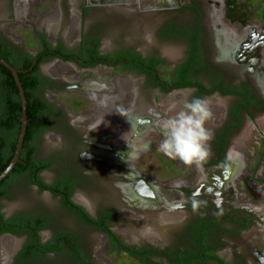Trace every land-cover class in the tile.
Wrapping results in <instances>:
<instances>
[{
  "label": "flooded vegetation",
  "instance_id": "1",
  "mask_svg": "<svg viewBox=\"0 0 264 264\" xmlns=\"http://www.w3.org/2000/svg\"><path fill=\"white\" fill-rule=\"evenodd\" d=\"M30 1L33 0H23L25 4L17 9L12 0H0V58L5 54L16 63L31 58L32 65L36 62L33 69L38 67L36 74L41 83L35 94L48 103L44 118L50 128L39 136L36 159L51 163L40 176L47 184L71 189L72 201L82 206L91 218L107 221L111 234L64 208L60 196L28 181L40 195L55 198L72 224L43 213L8 216L2 207L3 221L20 219L27 224L33 221L47 224L38 232L39 241L35 244L32 227H28L30 231L23 227L25 232L20 236L0 233V239L20 240L12 264H112L102 257L104 248L92 246L90 232L92 236L111 240L117 254H125L143 264H151L153 258L161 261L154 264H180L177 258L183 264L188 260L195 264H252V260L264 264V245L254 251L236 247L237 241H242L257 227L264 228V200L255 199L248 189L259 185L264 191V143L257 144L261 158L251 178L245 176L249 169L245 152L237 150L250 125L264 117L263 43L256 37L253 39L247 30L238 37L221 32L213 0H57L56 11L44 16L38 10L45 0L36 3L39 5L36 10ZM18 11L26 15L24 26L34 35V49L26 46L24 37L11 32L13 26L21 23ZM241 45L251 49L237 50ZM166 47L182 50L177 54L164 51ZM253 65L259 71L257 74L250 70ZM122 79L130 81L126 88L128 100L127 96L123 98L127 93L119 85ZM135 81L140 83L136 92ZM188 82L193 84L186 85ZM71 89L95 92L96 96L101 93L100 102L88 107L83 115H77L58 98ZM236 89H247L254 102L251 107H240L243 99L230 93ZM177 93L188 94L189 100L217 96L231 102L227 107H220V116L212 111L213 119L208 127L213 138L208 160L197 167L178 159L181 170L188 174L163 184L141 168L140 160L151 154V147L141 151L138 158L128 160L131 150L128 143L139 146L150 142L153 146L162 140L160 122L181 110L186 100L174 107H157L153 97ZM135 94L148 97L147 104L141 105ZM84 122L86 127H82ZM123 132L127 133L126 137L121 135ZM47 140L53 149L49 155L41 156V142ZM229 156L232 161L225 170ZM103 171L111 179L113 191L135 210L138 224L135 226L145 228L152 213H180L183 219L180 227L163 232L173 242L162 247L129 245L118 233L121 216L114 206L105 202L92 212L76 201L83 187L103 190L104 184L99 180V177L104 179ZM240 189L246 193L241 195ZM197 193L196 198L204 203L193 211L191 200ZM76 224L84 228V238L75 228ZM120 243L131 250L123 249ZM36 244L39 247L58 245L62 251L38 255L33 248ZM227 251L231 252L228 256ZM28 252L32 253L29 257Z\"/></svg>",
  "mask_w": 264,
  "mask_h": 264
},
{
  "label": "rangeland",
  "instance_id": "2",
  "mask_svg": "<svg viewBox=\"0 0 264 264\" xmlns=\"http://www.w3.org/2000/svg\"><path fill=\"white\" fill-rule=\"evenodd\" d=\"M12 1L15 2L17 9L23 7V0ZM205 1L208 2L209 0ZM38 2L40 3V0H33L29 2L30 5H32V3L35 5H33V10H36V7H39V5L36 4ZM211 3H213V6L217 8L214 13L216 22L220 25L221 32L225 31L226 34H234L238 37L241 36L245 30L249 31V34L253 37V39L258 38V42L263 43L261 51H263L262 56L264 57V0H213ZM57 4V0H45L43 5L40 6V9L38 10L40 16L48 15L49 13L56 11L58 8ZM77 8L79 9V7ZM23 17H26L25 13L18 11L17 18L21 23H17L15 26H13L11 32L17 37H24L26 40V46L29 49H34L33 47L36 43L34 35L29 30V28L26 29L24 26L27 24V22L23 21ZM108 23L111 22L108 21ZM222 41H224L223 36H221V42ZM222 44L224 45V43ZM163 50L168 52L172 50L178 54L182 48L166 47L163 48ZM129 82L130 81L127 79H122L119 80V85L123 87V90L126 91ZM139 85L140 83L135 81V92ZM126 93L127 95H125L123 98H126L127 96L126 99L128 100L129 94L127 91ZM96 95L97 94H95V92L93 94V92L90 93L80 89H71L70 92L60 95L58 98L63 103H66L69 106L68 108L71 109L73 113H77V115H83L84 111H86L88 107H95L94 104H99L100 97L99 95ZM136 97L138 96L135 94V98ZM138 98L139 99L137 101L141 105L147 104L149 100L148 97H143V95H140ZM184 99L189 100L188 94L185 95L184 93H177L172 96H165L162 98L153 97L154 103L159 105L157 107H174L175 104H180ZM208 100L210 101V106L213 107L212 111L216 112L219 116L221 115L220 107H227V105L231 102L228 99L217 96L208 98ZM82 125V127H86L87 124L84 122ZM121 135L126 137L127 133L123 132ZM243 138L244 139L241 140L237 150L245 152L244 155L249 166L248 172L245 174V176L251 178L254 176V174L252 175V170L261 158V149L257 144L260 142L264 143V117L259 118L258 122L255 124H251L248 131L244 133ZM160 142L161 141H159V143ZM159 143L153 144L150 150L151 154L143 157L140 160L142 163L141 168L144 170V172L156 178L158 180L157 182L163 184H168V181L170 180H179L186 176L185 174L187 172L185 173L181 170L180 166L178 165L180 164L178 159L171 160L168 158V156L158 150ZM52 149L53 146L51 141L47 140L41 142V156L49 155ZM262 160L264 161V159ZM262 167H264V163L262 164ZM97 171L100 172V167ZM103 174L104 179L103 177H99L101 183L104 184L103 190L95 191L87 190V188L84 187L81 188L76 195V201L78 203L84 204L88 211L92 212H94L97 207L99 208V206H103L105 202L106 204H111L114 206L116 210L119 211L121 216V224L118 229V233L129 245L140 246L147 244L151 246L162 247L173 242V240H170L169 234H164L163 232L165 230V232L169 233L171 230H175L180 227V224L183 221L180 213L176 214V212L170 213L166 211H160L157 214L152 213L151 220L145 228H141V225L135 226V210L129 208L124 203L125 199L118 196L113 191L109 184L111 179L107 176L105 171H103ZM47 179L49 180L50 178L47 177ZM240 182H243V180L240 179ZM244 185L245 184H243V186ZM248 189L255 199L264 200V191L261 190L262 187L259 185H251L248 186ZM164 190V193H168ZM239 193L243 195L246 193V190L244 191L240 189ZM255 199L254 201H260ZM2 207L4 213L8 216H32L43 213L45 215L53 216V218L60 217V219H62V221L64 220L66 224H72V219H70L67 214L61 210L58 201L48 194L40 195L36 190L29 186L28 180L25 177L18 181L14 180L11 182V185H9L8 188V196L3 200ZM262 207L264 209V204ZM65 222H63V224ZM136 225L138 224L136 223ZM75 228H77L79 232L84 235L83 238L86 236V234H84L85 231L83 227H80L78 224H76ZM145 229H147V231H144ZM142 231H144L143 235L141 234ZM89 237H91V244L94 248L101 247L105 249L102 251V257L106 258L112 264H143L136 260L134 262V260L125 254H117L116 245L111 240L100 238L96 235L92 236L91 232L89 233ZM237 242V249L246 247L248 249L247 251H250V249L255 250L259 248L260 246L264 245V228L257 227L252 234L246 235L242 241ZM20 245V240L12 237L8 239H0V264H12L11 260L19 250ZM230 254L231 252L227 251L226 256ZM255 262L256 261L252 260V264H256ZM150 263H161V261L153 258L152 262Z\"/></svg>",
  "mask_w": 264,
  "mask_h": 264
},
{
  "label": "trees",
  "instance_id": "3",
  "mask_svg": "<svg viewBox=\"0 0 264 264\" xmlns=\"http://www.w3.org/2000/svg\"><path fill=\"white\" fill-rule=\"evenodd\" d=\"M2 58L5 59L9 64H11L16 69H30L32 66V59L28 61H23L21 63H16L11 61L7 55L1 54ZM38 67L36 66L31 73L19 74L20 81L26 93L28 101V128L25 143L22 149L20 159L23 163L18 164L13 172L2 182H0V233L7 232L12 235L20 236L25 231H30L28 227H32V233L34 236V244L39 241L38 232L43 230L47 224L44 221L38 222H27L20 219L2 220L4 214L1 212L2 203L1 200L8 196V188L12 181H18L22 178H26L29 175V183L36 184L41 190H49L56 196L62 198L63 207L71 212L76 213L84 221L88 222L90 225L103 228L109 231V226L105 220H95L90 217V215L85 211V209L74 203L72 201L73 191L71 189L64 190L54 185L47 184L44 182L40 176V172L43 169H49L51 167L50 162H39L36 159V151L38 148L39 136L50 128L49 122L44 118V112L49 109L48 103L41 98L37 97L35 91L39 89L41 78L37 76L36 72ZM156 84H160L159 80L155 81ZM193 83L188 82L186 85H192ZM225 94L228 91H223ZM243 100L240 103V107H251L254 103L252 97L247 91V89H236L230 92ZM257 101L263 105V101L257 98ZM22 101L19 92V88L16 84L13 74L4 65L0 64V174L9 166L14 158L17 143L22 128ZM4 226V227H3ZM23 227H27L24 231ZM114 237V236H113ZM117 243L120 242L116 239ZM121 244V243H120ZM123 249L130 251L131 249L124 245H120ZM34 253L38 255H46L48 252H54L56 254L61 253L62 247L55 246H37L33 245ZM73 248V246H72ZM31 252H28L27 257L30 256ZM32 254V253H31ZM210 257V256H209ZM216 258V257H213ZM180 264H183L181 258H177ZM187 264H195L188 260Z\"/></svg>",
  "mask_w": 264,
  "mask_h": 264
},
{
  "label": "clouds",
  "instance_id": "4",
  "mask_svg": "<svg viewBox=\"0 0 264 264\" xmlns=\"http://www.w3.org/2000/svg\"><path fill=\"white\" fill-rule=\"evenodd\" d=\"M123 115V114H122ZM124 116V115H123ZM213 119L210 101L203 97L186 100L183 108L160 122L162 140L158 150L172 159H179L185 165L201 166L211 155L213 132L208 123ZM128 160L139 157L141 151L150 150V142L139 146L129 144ZM232 157L224 164L230 168ZM197 193L191 200L193 211L198 210L204 201L197 199ZM144 231H147L145 229ZM142 231V235L144 234Z\"/></svg>",
  "mask_w": 264,
  "mask_h": 264
},
{
  "label": "water",
  "instance_id": "5",
  "mask_svg": "<svg viewBox=\"0 0 264 264\" xmlns=\"http://www.w3.org/2000/svg\"><path fill=\"white\" fill-rule=\"evenodd\" d=\"M253 45H251V46H253ZM242 46L243 45L239 46L237 48V50H241L242 52H246V49L247 50L251 49L250 46H248V47H242ZM0 64L4 65L6 68H8L11 71V73L13 74L14 79L16 81V84L19 88L21 101H22V115H21L22 128H21V133L19 136V140L17 143V148H16V152H15L13 160L11 161L9 166L3 171V173L0 174V182H2L13 172V170L15 169V167L18 164L23 163V161L20 159V156H21L22 149H23V146L25 143L29 120H28V101H27L25 90H24L23 85L20 81L19 74H24V73L30 72L33 69V67L36 65V62L33 63V65L31 66L30 69H26V70L16 69L11 64H9L7 61H5L1 58H0ZM250 70L255 74H257V72H259V71H257V68H256V70L254 69V65L250 67ZM256 77H257V75H256ZM258 80H259V78H258Z\"/></svg>",
  "mask_w": 264,
  "mask_h": 264
},
{
  "label": "bare ground",
  "instance_id": "6",
  "mask_svg": "<svg viewBox=\"0 0 264 264\" xmlns=\"http://www.w3.org/2000/svg\"><path fill=\"white\" fill-rule=\"evenodd\" d=\"M251 55H253V54H251ZM262 70V69H261ZM264 71V70H263ZM262 79V78H261ZM263 80H264V78H263Z\"/></svg>",
  "mask_w": 264,
  "mask_h": 264
}]
</instances>
